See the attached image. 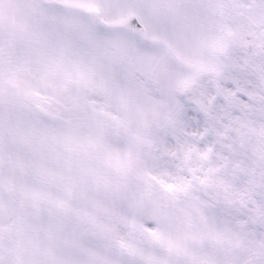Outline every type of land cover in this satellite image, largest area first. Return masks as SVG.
Here are the masks:
<instances>
[{"label": "snow or ice", "instance_id": "1", "mask_svg": "<svg viewBox=\"0 0 264 264\" xmlns=\"http://www.w3.org/2000/svg\"><path fill=\"white\" fill-rule=\"evenodd\" d=\"M0 264H264V0H0Z\"/></svg>", "mask_w": 264, "mask_h": 264}]
</instances>
